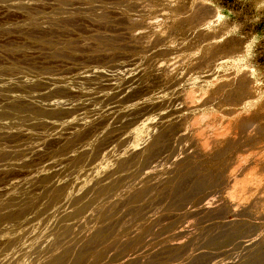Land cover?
I'll return each instance as SVG.
<instances>
[{
	"label": "rangeland",
	"instance_id": "374dc122",
	"mask_svg": "<svg viewBox=\"0 0 264 264\" xmlns=\"http://www.w3.org/2000/svg\"><path fill=\"white\" fill-rule=\"evenodd\" d=\"M256 184L264 0H0V264L65 197L60 264H264L218 203Z\"/></svg>",
	"mask_w": 264,
	"mask_h": 264
},
{
	"label": "bare ground",
	"instance_id": "6f19581e",
	"mask_svg": "<svg viewBox=\"0 0 264 264\" xmlns=\"http://www.w3.org/2000/svg\"><path fill=\"white\" fill-rule=\"evenodd\" d=\"M173 66V65H172ZM219 137V136H218ZM235 137V136H234ZM217 139V138H216ZM245 159V158H244ZM237 161V160H236ZM246 161V160H245ZM244 162V160H243ZM246 165V164H245ZM239 169V168H238ZM234 171V169L232 170ZM231 172V171H230ZM238 175V174H237ZM85 177V176H84ZM94 178V177H92ZM80 181V180H79ZM209 182V180H207ZM237 181V180H236ZM234 182L235 183V176H233V173L232 174H229L227 177H226V183L227 185ZM246 183H247V180H246ZM82 184V183H81ZM245 184V183H243ZM255 185V183H253ZM252 184V185H253ZM259 184V183H258ZM88 185V184H87ZM86 185V186H87ZM233 185V184H231ZM238 185V183L236 184ZM248 185V184H247ZM251 186V188L248 190V193L246 195L245 198H243V200H233L234 199V196L232 199H229L230 198V195L231 192L228 191H225L226 192V196L229 195V192H230V195L228 196L229 198L225 197V192H224V197H220V200H218V203L223 207V211L226 212L228 215L232 216L235 218V224L233 226V228L231 230L233 231H236L238 230L241 226L240 224L242 222H247V223H250L252 226L254 225H260L261 223L264 222V205L262 204L263 202V194H264V189L257 185V186ZM234 187V186H233ZM216 188H218V185H216L214 183V180L212 179L210 181V183L208 184V186H202V187H198V189H205V190H208V195H212L213 192ZM244 188V187H242ZM234 189H237V187ZM59 190V189H58ZM243 190V189H242ZM61 191V190H59ZM194 191V190H193ZM58 192V191H57ZM62 192V191H61ZM65 192V191H64ZM61 193L62 195L64 194ZM212 192V193H210ZM228 192V193H227ZM245 192V190L243 191ZM242 192V193H243ZM247 192V191H246ZM58 194V193H57ZM69 194V193H68ZM244 194V193H243ZM65 195V194H64ZM207 195V194H205ZM242 195V194H241ZM56 197V196H55ZM63 198L65 196H62ZM238 197V196H237ZM53 198V197H52ZM241 198V197H240ZM55 199V198H53ZM61 199V198H60ZM214 200V199H213ZM210 203V207L214 206L215 205V202L216 201H213ZM53 201V200H52ZM55 201V200H54ZM61 201V200H60ZM12 202V201H11ZM19 202V201H18ZM63 202V204H61L60 206V203ZM60 203H58V201L56 200L55 201V204L58 203L59 206L56 208L54 207L55 204H53V207L55 208V210H52L50 213H47L45 219L47 221V226L44 227V228H40L39 231H41L40 233L42 234L41 238H43L44 242L42 243H34L33 242H28V244L23 241L24 238L22 236V239L21 241L25 242V244L22 243V245L24 246L23 248V251L25 252V255L28 254V252H30L33 248L38 250V256L37 258L33 259V264H46L47 262L49 264H60V262L62 261V257L64 254H66L69 250H70V246H71V243H72V240L73 239V234H74V228H72L70 226V224L76 222L78 219L82 220L83 217L86 215V209L84 207H80L78 208L77 210L75 211H72V207L70 208L69 206V203H71L72 205L73 202H69V199H67V197H65ZM52 203V202H51ZM50 203V204H51ZM56 204V205H58ZM67 204V205H66ZM8 205V204H7ZM6 205V206H7ZM22 205V204H21ZM63 205V206H62ZM51 206V205H50ZM69 206V207H68ZM3 207V206H2ZM4 208V207H3ZM11 208V207H10ZM52 208V209H54ZM69 208L71 209L69 211ZM48 209V208H46ZM51 210V209H50ZM214 210V209H213ZM212 210V211H213ZM5 211V210H4ZM3 211V212H4ZM7 212V211H6ZM45 212V211H44ZM49 212V211H47ZM206 212V211H205ZM214 212V211H213ZM212 212V213H213ZM2 213V212H1ZM46 213V212H45ZM44 213V214H45ZM3 214V213H2ZM208 214V213H207ZM7 215V214H6ZM204 215V214H202ZM1 216V215H0ZM3 216V215H2ZM216 216V215H215ZM7 218V217H6ZM10 218V217H9ZM2 219H5V218H2ZM80 220V221H81ZM2 222H4V220H2ZM228 225V224H226ZM75 226V225H74ZM254 228V227H253ZM259 228V227H257ZM256 229V228H255ZM37 231V232H39ZM21 233V232H20ZM19 233V234H20ZM23 233V231H22ZM39 233V234H40ZM13 234V233H12ZM24 234V233H23ZM33 234V233H31ZM35 234V233H34ZM14 235H17V234H14ZM7 237V235H5ZM9 236H11V234H9ZM13 236V235H12ZM33 236V235H32ZM38 236V235H37ZM14 238L16 236H13ZM19 237V235L16 237V240L17 238ZM25 237V236H24ZM28 237V236H26ZM34 237H36V235H34ZM59 237H64L65 238V241L64 243L62 244V248L60 246L61 242L58 240ZM87 237V236H86ZM20 238V237H19ZM30 238V237H29ZM40 238V239H41ZM12 239V238H10ZM21 239V238H20ZM19 239V240H20ZM26 239V238H25ZM28 239V238H27ZM35 239V238H33ZM37 239V238H36ZM35 239V240H36ZM40 239H37V240H40ZM7 240H9V237L7 238ZM15 240V239H14ZM10 241V240H9ZM20 241V243H21ZM28 241V240H27ZM32 241V240H31ZM9 243V242H8ZM19 243V242H18ZM19 243V244H20ZM15 244V243H14ZM13 245V244H12ZM16 245V244H15ZM14 245V246H15ZM19 246V245H18ZM8 247V246H7ZM13 247V246H11ZM52 247L54 248V250H52V252H49V248ZM17 248V247H16ZM14 247V250L16 249ZM11 250V248H9ZM31 249V250H30ZM13 250V249H12ZM11 250V251H12ZM19 250V249H18ZM22 250V249H21ZM30 250V251H29ZM33 251V250H32ZM87 251V250H85ZM17 252V250H16ZM10 253V252H9ZM13 252H11L10 254H12ZM34 253H37L36 251H34ZM4 254V252H3ZM9 254V255H10ZM20 254V252H19ZM21 257H22V253L20 254ZM31 255V254H30ZM11 257L13 255H10ZM28 256V255H27ZM6 257V256H5ZM32 257V256H31ZM4 258V256H3ZM7 259V257L5 258ZM14 259V258H13ZM25 259V258H24ZM8 260V259H7ZM10 260V259H9ZM263 260V259H262ZM29 261V260H28ZM31 261V260H30ZM10 262V261H9ZM14 264V262H13ZM16 264V263H15ZM19 264V263H18ZM23 264V263H22ZM24 264H29V262H26ZM31 264V263H30Z\"/></svg>",
	"mask_w": 264,
	"mask_h": 264
}]
</instances>
